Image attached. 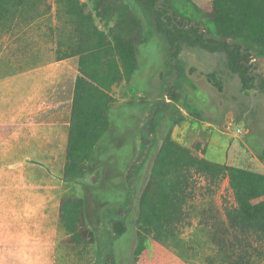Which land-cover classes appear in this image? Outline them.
I'll list each match as a JSON object with an SVG mask.
<instances>
[{"label":"rangeland","instance_id":"obj_1","mask_svg":"<svg viewBox=\"0 0 264 264\" xmlns=\"http://www.w3.org/2000/svg\"><path fill=\"white\" fill-rule=\"evenodd\" d=\"M173 1L157 3L173 5L184 23L205 22L201 15L191 16L190 8ZM188 1L189 6L200 9L210 5L209 0ZM80 2L92 10L89 0ZM125 2L139 12L147 40L139 46V69L130 83L122 82L111 91L115 104L110 112V126L95 147L86 176L74 181L58 175L65 142L56 148V153L54 147L38 154L34 147L25 149L32 161L23 160L22 155L0 163L6 174L0 178V215L9 218L0 219V264H135L132 255L138 199L158 147L169 131L187 146L197 138L208 139L205 157L212 162L264 172L257 157L264 148V91L260 90L259 80L252 82V89H243L221 53L182 47L174 55L140 6L134 0ZM51 5L52 0L38 5L36 14L42 24L52 16ZM54 5L57 11L55 2ZM56 16L53 15L55 20ZM56 24L62 26L57 20ZM95 24L103 29L96 17ZM252 69L264 78V58L256 60ZM208 73L215 74L221 91L208 83ZM173 88L180 96L178 102L170 100ZM177 117L183 118L180 125L173 124ZM151 119L156 130L148 137L145 127ZM147 138L150 141L144 145ZM63 194L84 201L86 220L95 235V243L88 250L62 244L65 232L58 224L56 204ZM233 205L225 178L212 183L197 177L185 208L186 221L177 236V254L171 255L169 264H221L207 232L216 224L226 225L225 211ZM119 207L127 209V231L116 237L107 226L104 212Z\"/></svg>","mask_w":264,"mask_h":264},{"label":"trees","instance_id":"obj_2","mask_svg":"<svg viewBox=\"0 0 264 264\" xmlns=\"http://www.w3.org/2000/svg\"><path fill=\"white\" fill-rule=\"evenodd\" d=\"M89 1L92 10L79 0H55L58 14L71 25V36L77 41L65 55L79 57L64 180H82L86 176L95 147L110 126V112L115 104L111 91L122 82L130 83L139 69V46L147 40L139 12L125 0ZM157 1L134 0L154 30L164 36L174 55L182 47L221 53L243 89H252V82L258 79L260 90L264 91V78L252 69L256 60L264 58V0H209L210 5L202 9L189 6L188 0H178L183 8L192 10L191 16L198 14L205 20L188 23H184L185 19L174 11L172 4L158 5ZM35 2L41 3V0H0V22ZM173 2L177 4V0ZM95 17L103 29L95 24ZM188 25H191L189 29ZM58 54H61L59 47ZM205 76L208 83L221 91L214 73ZM169 96L170 100L179 101L176 88L170 90ZM165 105L162 101V106ZM181 120L182 117H177L174 124ZM155 130L151 119L145 127L146 136L154 135ZM149 141L147 138L143 144ZM206 150L207 145L201 141L191 147L183 146L172 138L171 131L163 137L138 199L136 244L132 255L135 264L170 263L171 255L176 253L177 236L186 221L185 208L191 200L197 177L212 183H220L225 178L234 200L233 207L225 211L226 225L216 224L207 232L220 263L264 262V173L212 162L206 159ZM257 157L264 165V148ZM126 215L124 207L104 212L107 226L116 237L127 231ZM58 220L65 232L64 245L84 250L93 246L95 235L87 223L82 198L62 196ZM228 234L230 237H226Z\"/></svg>","mask_w":264,"mask_h":264},{"label":"crops","instance_id":"obj_3","mask_svg":"<svg viewBox=\"0 0 264 264\" xmlns=\"http://www.w3.org/2000/svg\"><path fill=\"white\" fill-rule=\"evenodd\" d=\"M54 2L52 0L50 8L52 16L46 24H42V18L36 14L37 2L14 11L0 22V163L22 155H25L23 160L32 161V155L25 149L34 147L38 154L54 147L56 153V148L65 142L64 161L58 158L62 166L58 175L62 177L79 57L65 55L77 41L71 36L72 28L66 18L60 19L63 16L58 15V5L57 11L53 8ZM54 14L56 20L62 22L61 27L56 24ZM58 47L61 54H58ZM192 116L198 118L195 113ZM171 135L176 140L172 131ZM207 140L197 138L189 146L176 141L185 147L201 141L208 147ZM58 161L52 160V163ZM4 175L5 166L0 164V178ZM64 195L67 194L57 200V220L59 202ZM19 214L18 220H21ZM2 217L9 220L5 215H0V219Z\"/></svg>","mask_w":264,"mask_h":264},{"label":"built area","instance_id":"obj_4","mask_svg":"<svg viewBox=\"0 0 264 264\" xmlns=\"http://www.w3.org/2000/svg\"><path fill=\"white\" fill-rule=\"evenodd\" d=\"M237 133L241 134L242 132H241V131H239V130H237Z\"/></svg>","mask_w":264,"mask_h":264},{"label":"water","instance_id":"obj_5","mask_svg":"<svg viewBox=\"0 0 264 264\" xmlns=\"http://www.w3.org/2000/svg\"><path fill=\"white\" fill-rule=\"evenodd\" d=\"M171 12V11H170ZM202 30V29H201Z\"/></svg>","mask_w":264,"mask_h":264}]
</instances>
